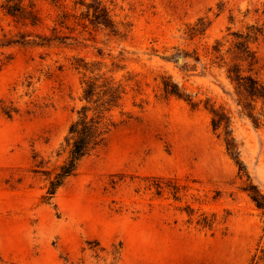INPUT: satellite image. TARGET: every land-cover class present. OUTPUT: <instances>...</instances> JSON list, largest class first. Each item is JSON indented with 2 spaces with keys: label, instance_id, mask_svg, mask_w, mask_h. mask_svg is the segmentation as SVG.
Here are the masks:
<instances>
[{
  "label": "rangeland",
  "instance_id": "obj_1",
  "mask_svg": "<svg viewBox=\"0 0 264 264\" xmlns=\"http://www.w3.org/2000/svg\"><path fill=\"white\" fill-rule=\"evenodd\" d=\"M263 3L114 0L115 17L131 22L125 38L98 29L92 37L50 45L36 44L37 34H50L45 5L38 26L0 13V101L19 110L11 118L0 112V264H108L106 251L95 256L88 247L92 240L106 250L120 246L117 264H254L264 225L242 188L245 177L212 130L203 103L191 107L164 96L161 76L194 100L209 98L228 111L240 158L264 193V126L253 127L239 113L224 70L211 64L214 39L227 28L260 23ZM200 18L208 25L198 33ZM251 47L255 74L264 81V36ZM73 55L121 59L139 87L123 96L131 117L104 147L80 160L46 204L42 170L60 162L56 149L80 104ZM113 115L121 118L117 110ZM159 176L178 185L179 200L166 190L154 194L149 183ZM185 205L193 208L190 215ZM200 214L213 219L210 227L196 223Z\"/></svg>",
  "mask_w": 264,
  "mask_h": 264
},
{
  "label": "trees",
  "instance_id": "obj_2",
  "mask_svg": "<svg viewBox=\"0 0 264 264\" xmlns=\"http://www.w3.org/2000/svg\"><path fill=\"white\" fill-rule=\"evenodd\" d=\"M42 5L48 8V15L51 17L50 34H37L39 41L36 44L63 43L76 40L84 34L92 37V33L98 29H103L112 36L125 38L131 27V22L126 18L115 17L114 0H0V13L22 26H38L44 20ZM261 14L263 19L260 23L255 22L237 30L227 28V32L214 39L211 45V64L224 70L232 85L239 113L255 128L264 126V81L255 74L256 53L251 43L264 36V3ZM207 25L208 22L198 19L196 32H203ZM120 62L121 59H111L109 63L99 59L87 60L76 55L69 58L70 67L79 74L80 104L56 149L60 162L52 169L42 170L45 178L44 192L40 196L42 203L50 204L57 189L75 173L80 160L104 147L110 133L131 117L129 112L123 110L122 100L129 88L139 85ZM119 71L124 73L117 77L116 73ZM161 86L164 96L183 99L191 107H196L199 102L203 103L210 115L212 130L222 140L227 154L237 166L239 176L245 177L242 188L260 210L264 225V193L250 180L240 158L228 111L209 98L194 100L191 95L180 90L170 76H161ZM116 110L121 116L119 120L113 115ZM18 111L17 107L7 104L4 99L0 101V112L4 116L11 118ZM36 155L35 153L33 157ZM151 181L149 188H153L155 195H161L166 190L169 197L179 200V187L172 179L159 176L152 177ZM182 209L187 210L189 215L193 210L187 205ZM212 222L213 219L204 214L196 219V223L203 227H210ZM87 245L95 256H100V251H106L111 256L108 264H117L120 246L112 245L110 250H106L97 240L87 241ZM252 260L254 264L264 262V247L259 249V253L255 252Z\"/></svg>",
  "mask_w": 264,
  "mask_h": 264
}]
</instances>
